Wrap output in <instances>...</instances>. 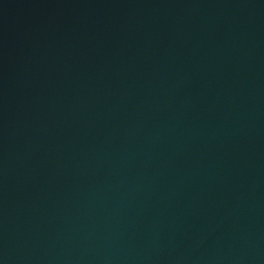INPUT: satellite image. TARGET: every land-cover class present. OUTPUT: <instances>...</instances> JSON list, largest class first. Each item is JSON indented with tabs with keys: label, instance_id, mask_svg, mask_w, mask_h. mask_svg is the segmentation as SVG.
<instances>
[{
	"label": "water",
	"instance_id": "1",
	"mask_svg": "<svg viewBox=\"0 0 264 264\" xmlns=\"http://www.w3.org/2000/svg\"><path fill=\"white\" fill-rule=\"evenodd\" d=\"M0 264H264V0H0Z\"/></svg>",
	"mask_w": 264,
	"mask_h": 264
}]
</instances>
